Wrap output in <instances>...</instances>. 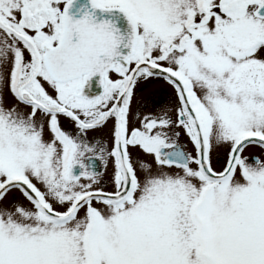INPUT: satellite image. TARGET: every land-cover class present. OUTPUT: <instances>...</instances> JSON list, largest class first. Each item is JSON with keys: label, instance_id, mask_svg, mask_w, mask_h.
Instances as JSON below:
<instances>
[{"label": "snow or ice", "instance_id": "6c2138e0", "mask_svg": "<svg viewBox=\"0 0 264 264\" xmlns=\"http://www.w3.org/2000/svg\"><path fill=\"white\" fill-rule=\"evenodd\" d=\"M0 264H264V0H0Z\"/></svg>", "mask_w": 264, "mask_h": 264}, {"label": "rangeland", "instance_id": "374dc122", "mask_svg": "<svg viewBox=\"0 0 264 264\" xmlns=\"http://www.w3.org/2000/svg\"><path fill=\"white\" fill-rule=\"evenodd\" d=\"M170 93L171 90L162 82L152 81L146 85L141 86V88L137 91L136 100L142 105H145L142 107L143 112L155 113L160 111L168 104ZM133 106H136L135 103ZM62 123L66 124V122L64 121H62ZM66 126L70 127V125L67 124ZM248 154L251 155L252 153ZM223 161L224 151L221 150L220 163L222 164ZM217 167H219V165H217Z\"/></svg>", "mask_w": 264, "mask_h": 264}, {"label": "flooded vegetation", "instance_id": "af4514ba", "mask_svg": "<svg viewBox=\"0 0 264 264\" xmlns=\"http://www.w3.org/2000/svg\"><path fill=\"white\" fill-rule=\"evenodd\" d=\"M94 91L99 92V89L94 86Z\"/></svg>", "mask_w": 264, "mask_h": 264}]
</instances>
